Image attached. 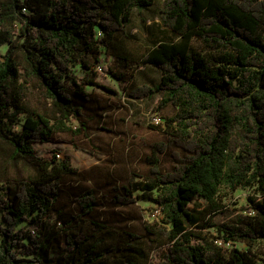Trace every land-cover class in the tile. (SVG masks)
<instances>
[{"label": "trees", "instance_id": "1", "mask_svg": "<svg viewBox=\"0 0 264 264\" xmlns=\"http://www.w3.org/2000/svg\"><path fill=\"white\" fill-rule=\"evenodd\" d=\"M155 2L0 0V47L7 45L0 54V264H153L156 250L165 264H256L235 247L207 258L191 228L216 225L222 186L249 188L256 192L249 214L218 229L223 243L264 242V0H163L159 20L175 38L131 47L135 12ZM109 57L123 68L108 67L120 80L133 66L158 72L157 83L133 88L131 97L158 96L156 112L177 108L163 117L167 141L152 145L149 176L112 198L157 205L163 223L146 224L144 234L94 218L102 200L93 187L71 192L74 210L57 209L54 220L64 180L74 174L71 158L36 149L57 133L87 129L94 102L87 87L113 91L98 82ZM169 148L165 170L156 152Z\"/></svg>", "mask_w": 264, "mask_h": 264}, {"label": "rangeland", "instance_id": "2", "mask_svg": "<svg viewBox=\"0 0 264 264\" xmlns=\"http://www.w3.org/2000/svg\"><path fill=\"white\" fill-rule=\"evenodd\" d=\"M162 1L156 0L153 6L141 14L135 12L128 28V34L132 38L129 43L131 47L152 46L161 40L175 38V35L160 23L159 11ZM6 50L7 45L0 47V54L3 55ZM109 66L118 73L123 71L116 59L109 57L102 61L101 67L98 68V82L113 91L102 87H87L94 95V102L90 103L86 111L87 117H90H86L87 129L78 135L57 133L50 142L37 144L36 149L46 158H53L55 154H60V159L67 156L71 158L74 174L64 180L66 192L53 211L54 220H58V210L62 207L74 210L71 192L81 187H93L99 190L102 200L101 206L95 210L94 218L107 221L116 230L144 234L146 224L163 223L164 217L157 205L152 200L139 198L130 205H117L112 202V198L116 193L125 192L123 186L129 182L145 180L149 176L151 165L147 157L153 155L152 145L167 141L166 122L163 117L175 115L177 108L169 106L162 112H156L158 96L152 99H136L130 96L133 88L145 83L153 85L159 81V74L154 68L133 66L128 70V75H133H127L125 80H120L108 71ZM74 75L79 78L83 73L77 68L74 69ZM74 125L81 127L79 123L74 122ZM172 150L174 148H169L164 153L156 152L165 170L171 168ZM254 196L256 192L253 189L232 191L222 186L218 201L223 205V210L214 215L213 222L216 225L191 228L194 232L192 243L204 246L207 258L215 259L219 252L225 253V250L220 248L222 246L235 247L248 251L256 264H264V242L252 247L240 241L223 243L221 236L225 233L218 229L224 223L237 224L241 218L248 215L250 200ZM203 231L206 239L199 237ZM160 253L161 250L154 252L153 264H165Z\"/></svg>", "mask_w": 264, "mask_h": 264}, {"label": "built area", "instance_id": "3", "mask_svg": "<svg viewBox=\"0 0 264 264\" xmlns=\"http://www.w3.org/2000/svg\"><path fill=\"white\" fill-rule=\"evenodd\" d=\"M58 156H60V154H58Z\"/></svg>", "mask_w": 264, "mask_h": 264}]
</instances>
